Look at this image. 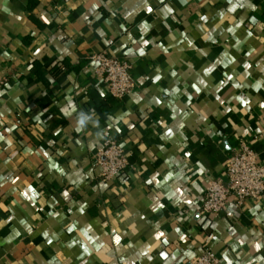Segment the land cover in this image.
<instances>
[{
    "label": "crops",
    "instance_id": "obj_1",
    "mask_svg": "<svg viewBox=\"0 0 264 264\" xmlns=\"http://www.w3.org/2000/svg\"><path fill=\"white\" fill-rule=\"evenodd\" d=\"M0 74V264H264V195L200 210L241 143L264 165V0H0ZM110 140L129 165L105 181Z\"/></svg>",
    "mask_w": 264,
    "mask_h": 264
},
{
    "label": "built area",
    "instance_id": "obj_2",
    "mask_svg": "<svg viewBox=\"0 0 264 264\" xmlns=\"http://www.w3.org/2000/svg\"><path fill=\"white\" fill-rule=\"evenodd\" d=\"M96 65V73L103 77L110 95L122 100L136 88L132 76V65L125 60L95 54L90 57ZM7 80L0 74V96ZM101 177L112 181L121 176L129 162L123 147L110 140L99 153ZM226 180L212 181L203 196L200 210L208 216H218L229 205L231 199L237 205L246 200H257L264 195V165L259 162L257 152L248 144L241 143L235 148L226 165ZM187 213V212H185ZM191 264H221L217 255L210 249Z\"/></svg>",
    "mask_w": 264,
    "mask_h": 264
},
{
    "label": "clouds",
    "instance_id": "obj_3",
    "mask_svg": "<svg viewBox=\"0 0 264 264\" xmlns=\"http://www.w3.org/2000/svg\"><path fill=\"white\" fill-rule=\"evenodd\" d=\"M68 104L66 107L62 108L61 111L65 114L66 117H71L73 113L76 114V131L77 132H83L86 127L89 124V121L91 120L90 116H86L85 111H78L76 110V106L74 104V101L72 100L71 97H68ZM92 115L96 116L95 110H90L89 111ZM91 124L94 127L99 126V121L98 119L91 120Z\"/></svg>",
    "mask_w": 264,
    "mask_h": 264
}]
</instances>
